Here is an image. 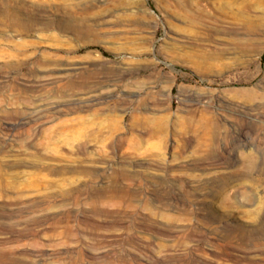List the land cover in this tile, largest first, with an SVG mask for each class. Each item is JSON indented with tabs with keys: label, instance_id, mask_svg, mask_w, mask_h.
Returning <instances> with one entry per match:
<instances>
[{
	"label": "rangeland",
	"instance_id": "obj_1",
	"mask_svg": "<svg viewBox=\"0 0 264 264\" xmlns=\"http://www.w3.org/2000/svg\"><path fill=\"white\" fill-rule=\"evenodd\" d=\"M250 22L263 2L0 0V264H264Z\"/></svg>",
	"mask_w": 264,
	"mask_h": 264
},
{
	"label": "bare ground",
	"instance_id": "obj_2",
	"mask_svg": "<svg viewBox=\"0 0 264 264\" xmlns=\"http://www.w3.org/2000/svg\"><path fill=\"white\" fill-rule=\"evenodd\" d=\"M258 1H261V2L264 3V0H258ZM245 31L251 37L249 36V38L244 39V41H242V43H241L243 45L242 48H247V47H249L248 44L250 45V44H254L256 42V38L253 37V35L263 33L264 32V25L261 24L260 22L259 23L258 22H250L249 25L247 24L245 26ZM238 41H239V39H238ZM37 112H39V111H37ZM78 122H80V120ZM74 123L71 120L65 121L61 125V129H63L65 131L64 133H66L67 135L70 136V139H72L73 141H77L78 142L77 148L79 149V151H82L84 149L85 145H86V142L82 141L83 140L82 137H83V134L87 131V129L86 128L81 129L82 127L77 128L78 124L75 125ZM80 124H83V123H80ZM135 124L141 125L143 128L146 129V132H148L149 134L163 136V135H165L167 133V127H166V122H165V118L164 117H162V118L161 117L160 118L159 117H155V118L152 117L151 118V117H148V116H142V117H139V118L136 119ZM110 130H111V132H115L117 130V123L112 122V125H110ZM187 130L188 129H181L177 133H183V132H186ZM132 144L135 146L136 142H135V144L134 143H132ZM79 160H80V158H79Z\"/></svg>",
	"mask_w": 264,
	"mask_h": 264
}]
</instances>
